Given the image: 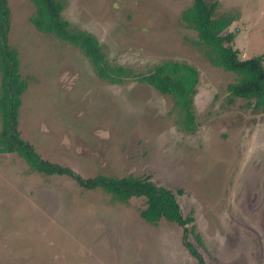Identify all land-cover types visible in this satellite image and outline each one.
Masks as SVG:
<instances>
[{"label": "rangeland", "instance_id": "1", "mask_svg": "<svg viewBox=\"0 0 264 264\" xmlns=\"http://www.w3.org/2000/svg\"><path fill=\"white\" fill-rule=\"evenodd\" d=\"M62 1L70 28L92 33L109 63L134 72L165 60L193 65L198 125L184 131L171 96L149 84L100 78L79 48L31 24L30 0H8L9 43L27 80L21 137L84 178L149 175L173 191L206 264H264V114L229 102L237 75L213 65L181 19L192 0ZM215 1L216 14L236 17L224 33H235L239 57L264 54V0ZM144 207L142 197L118 202L0 153V264H197L182 227L145 221Z\"/></svg>", "mask_w": 264, "mask_h": 264}, {"label": "trees", "instance_id": "2", "mask_svg": "<svg viewBox=\"0 0 264 264\" xmlns=\"http://www.w3.org/2000/svg\"><path fill=\"white\" fill-rule=\"evenodd\" d=\"M34 12L29 20L42 33L55 35L75 47L88 58L97 75L111 83H122L128 79L153 86L160 93L171 96L178 110L179 125L187 132L197 128L194 110V95L199 82V72L185 61L165 60L145 71L134 72L129 67L109 63L105 58L98 39L85 30L71 29L62 17V0H30ZM217 1L192 0L181 13L187 27L193 29L199 43L205 47L209 61L237 75L236 80L226 86L229 102L236 98L246 101V106L264 114V54L240 58L238 49L233 47L235 33L224 31L236 19L233 14H216ZM10 8L8 0H0V153H15L23 158L32 171L44 175H64L74 179L87 189L102 187L111 198L127 203L133 197L144 198L145 207L140 216L155 224L164 218L182 227V240L197 264H206L195 247L187 241V224L191 216L184 217L175 194L170 189L157 185L149 175L127 174L94 175L82 177L68 166L43 159L34 147L24 140L18 130V111L21 95L27 88L22 77L17 50L9 43ZM195 239L201 244L198 234Z\"/></svg>", "mask_w": 264, "mask_h": 264}]
</instances>
